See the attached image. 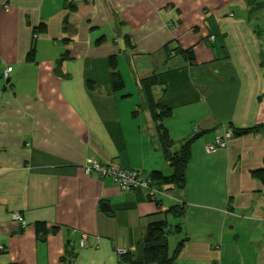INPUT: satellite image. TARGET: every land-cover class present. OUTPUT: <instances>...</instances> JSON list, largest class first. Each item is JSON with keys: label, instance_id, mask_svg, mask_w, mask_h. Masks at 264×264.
<instances>
[{"label": "crops", "instance_id": "crops-1", "mask_svg": "<svg viewBox=\"0 0 264 264\" xmlns=\"http://www.w3.org/2000/svg\"><path fill=\"white\" fill-rule=\"evenodd\" d=\"M250 11L244 0H0V264H129L157 221L168 246L183 235L178 264H264V184L252 175L264 129L205 150L264 125V7ZM152 75L156 106L142 87ZM156 113L171 151L196 136L183 189L160 184L151 200L85 171L96 160L170 175Z\"/></svg>", "mask_w": 264, "mask_h": 264}, {"label": "trees", "instance_id": "trees-1", "mask_svg": "<svg viewBox=\"0 0 264 264\" xmlns=\"http://www.w3.org/2000/svg\"><path fill=\"white\" fill-rule=\"evenodd\" d=\"M251 7V14L256 13L259 9L264 7V2L261 0H244ZM38 30L43 32L45 27L40 25L37 27ZM186 54L191 57V51H186ZM34 55V48L31 47L29 53L27 55V59L31 60ZM113 64L111 62V67L113 68ZM112 87L113 90H120L123 86L121 80L119 79L116 71H112ZM157 82L156 75H152L151 77L145 78L142 81L143 91L147 98V101L150 105L156 106L157 104L154 101V98L151 93V87L155 85ZM89 88L93 89L94 85L92 82H88ZM168 111V110H166ZM157 118V129L159 131L160 137L162 139L166 159L169 163V166L172 169V173L168 176L164 175L160 171H153L150 177L156 181L159 185H169L171 187L177 189H183L186 184V169L190 161L191 157V145L195 141V137L189 138L186 141L182 142L179 146L178 150L171 151L173 147V142L170 139V136L167 130L163 127L160 122V114H155ZM264 129V125L257 126L254 128H246V129H237L231 131L232 136L246 134L252 131H256L258 129ZM252 175L258 178L264 184V168L258 169L252 172ZM179 213H182V209H180ZM36 232L38 235L45 234L47 232V227L44 222H37L35 224ZM168 232L166 231V223L163 221L151 222L148 224L144 239V249H143V258L141 260H133L127 259L129 264H178L176 259L182 250V246L184 241L181 240L172 253H169L168 246ZM1 253V251H0ZM129 253V252H128ZM126 253L125 255H127ZM123 255V256H125Z\"/></svg>", "mask_w": 264, "mask_h": 264}, {"label": "built area", "instance_id": "built-area-1", "mask_svg": "<svg viewBox=\"0 0 264 264\" xmlns=\"http://www.w3.org/2000/svg\"><path fill=\"white\" fill-rule=\"evenodd\" d=\"M210 39L213 40L214 37L211 36ZM11 71V67H6L1 71V76L6 78ZM231 136L232 134L230 130H227L222 135L217 136L214 143L205 145L206 152L213 153L218 149L225 148L227 146V141L231 138ZM84 168L87 173L95 171L100 178H110L123 191L142 189L147 193L151 200H156L157 195L164 194V192L161 191L159 184L150 176H145L140 170H124L117 164L109 163L107 165H102L96 160L88 161ZM11 218L18 221L22 227L26 226L24 217L18 212L11 213ZM87 238L88 236L86 233H82L80 235V247L86 246ZM130 250H133V248H120L117 250V253L118 255H125L130 252Z\"/></svg>", "mask_w": 264, "mask_h": 264}, {"label": "rangeland", "instance_id": "rangeland-1", "mask_svg": "<svg viewBox=\"0 0 264 264\" xmlns=\"http://www.w3.org/2000/svg\"><path fill=\"white\" fill-rule=\"evenodd\" d=\"M261 1H264V0H261ZM263 8V7H262ZM263 12L260 14V16L262 17L263 16ZM247 15V14H246ZM254 17V16H253ZM253 17H252V15L250 16V17H247V19H249V20H251V19H253ZM255 18H256V16H255ZM254 18V19H255ZM263 20H264V18H263ZM258 21V18H256L255 20H254V23H256ZM259 25V24H258ZM262 28V27H261ZM145 175V174H144ZM182 237H183V235L182 234H179V233H177V234H173V235H171L170 236V238H169V253H172V250L174 249V247H175V245L182 239Z\"/></svg>", "mask_w": 264, "mask_h": 264}, {"label": "water", "instance_id": "water-1", "mask_svg": "<svg viewBox=\"0 0 264 264\" xmlns=\"http://www.w3.org/2000/svg\"><path fill=\"white\" fill-rule=\"evenodd\" d=\"M103 210H106V208H102Z\"/></svg>", "mask_w": 264, "mask_h": 264}]
</instances>
